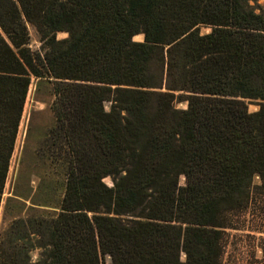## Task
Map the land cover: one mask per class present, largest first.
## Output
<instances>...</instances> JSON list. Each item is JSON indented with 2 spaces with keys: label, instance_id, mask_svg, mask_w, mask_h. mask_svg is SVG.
I'll list each match as a JSON object with an SVG mask.
<instances>
[{
  "label": "trees",
  "instance_id": "trees-1",
  "mask_svg": "<svg viewBox=\"0 0 264 264\" xmlns=\"http://www.w3.org/2000/svg\"><path fill=\"white\" fill-rule=\"evenodd\" d=\"M33 79L52 84L54 121L32 156L60 198L11 219L0 264H220L230 217L264 205V9L249 0H0V207Z\"/></svg>",
  "mask_w": 264,
  "mask_h": 264
},
{
  "label": "rangeland",
  "instance_id": "rangeland-1",
  "mask_svg": "<svg viewBox=\"0 0 264 264\" xmlns=\"http://www.w3.org/2000/svg\"><path fill=\"white\" fill-rule=\"evenodd\" d=\"M249 4L257 13L264 9V0H249ZM29 32V48L35 53H43V42L37 30L30 24H27ZM202 34L209 32L208 28L201 29ZM57 39L62 40L68 37L67 33H57ZM136 42H142L143 36L134 37ZM157 68V67H156ZM158 73V69H155ZM54 100L52 84L46 81L33 79L30 86L24 115L19 128L15 152L11 161L8 179L3 194V201L0 207V234L8 227L12 218L18 215H40L43 213V207H31V200L41 205H51L56 207L59 202L60 179L40 180L38 177L39 164L32 156V152L39 146L41 135L50 127L54 121L51 112V104ZM109 107V104L106 105ZM178 109H186V104H177ZM258 107L255 103L249 104V111L256 112ZM29 134L28 154L21 159L25 139ZM20 173V174H19ZM57 181V183H56ZM180 185H185V179L180 178ZM42 183V189L38 190ZM105 183L112 186L109 178ZM259 180H254V185H258ZM16 189V190H15ZM21 196L27 198L26 203L18 204L13 201L12 207L7 214L6 202L9 198ZM250 205L247 209L234 213L230 218L231 227L225 229L223 236V251L220 264H264V205ZM32 261L36 262L39 258V250L31 253ZM182 261L185 256L182 254Z\"/></svg>",
  "mask_w": 264,
  "mask_h": 264
},
{
  "label": "water",
  "instance_id": "water-1",
  "mask_svg": "<svg viewBox=\"0 0 264 264\" xmlns=\"http://www.w3.org/2000/svg\"><path fill=\"white\" fill-rule=\"evenodd\" d=\"M142 36H143V35H142ZM143 41H144V36H143ZM143 41H142V42H143Z\"/></svg>",
  "mask_w": 264,
  "mask_h": 264
}]
</instances>
